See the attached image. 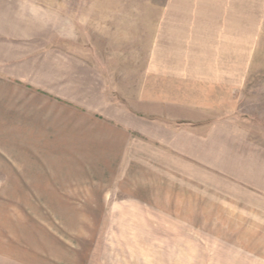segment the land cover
<instances>
[{
    "label": "rangeland",
    "instance_id": "rangeland-1",
    "mask_svg": "<svg viewBox=\"0 0 264 264\" xmlns=\"http://www.w3.org/2000/svg\"><path fill=\"white\" fill-rule=\"evenodd\" d=\"M216 7L263 16L235 113L217 128L230 144L205 147L225 149L214 165L231 180L205 190L202 208L189 194L182 209L111 210L115 163L93 152L91 131L105 129L96 115L130 111L158 30L194 7L0 0V63L12 60L11 82L0 81V264H264V0L195 8Z\"/></svg>",
    "mask_w": 264,
    "mask_h": 264
},
{
    "label": "crops",
    "instance_id": "crops-1",
    "mask_svg": "<svg viewBox=\"0 0 264 264\" xmlns=\"http://www.w3.org/2000/svg\"><path fill=\"white\" fill-rule=\"evenodd\" d=\"M206 1L212 0H186L194 8L171 15L175 22L158 30L156 47L127 95L130 111L118 107L112 122L96 115L105 129L91 131L93 152L108 170L115 163L114 180L105 188L111 210H137L143 204L182 209L189 194L202 208L205 190L219 193L218 183L231 180L214 165L225 149L205 147L230 144L220 141L225 133L217 128L235 113L236 91L245 80L242 67L252 64L263 16L261 8H195ZM4 60L0 81L11 82L12 60ZM205 177L212 180L206 189ZM129 218L110 221L123 225Z\"/></svg>",
    "mask_w": 264,
    "mask_h": 264
}]
</instances>
